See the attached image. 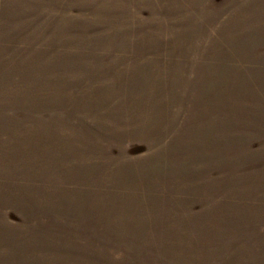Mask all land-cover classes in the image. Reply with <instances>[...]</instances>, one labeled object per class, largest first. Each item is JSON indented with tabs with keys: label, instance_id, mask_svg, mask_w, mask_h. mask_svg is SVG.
<instances>
[{
	"label": "rangeland",
	"instance_id": "rangeland-1",
	"mask_svg": "<svg viewBox=\"0 0 264 264\" xmlns=\"http://www.w3.org/2000/svg\"><path fill=\"white\" fill-rule=\"evenodd\" d=\"M0 264H264V0H0Z\"/></svg>",
	"mask_w": 264,
	"mask_h": 264
}]
</instances>
